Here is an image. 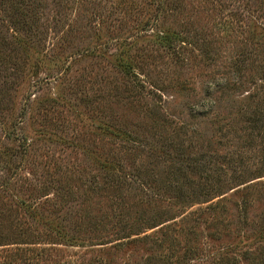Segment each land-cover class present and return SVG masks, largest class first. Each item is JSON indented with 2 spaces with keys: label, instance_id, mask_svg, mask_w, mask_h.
Segmentation results:
<instances>
[{
  "label": "rangeland",
  "instance_id": "1",
  "mask_svg": "<svg viewBox=\"0 0 264 264\" xmlns=\"http://www.w3.org/2000/svg\"><path fill=\"white\" fill-rule=\"evenodd\" d=\"M262 117L264 0H0V264H264Z\"/></svg>",
  "mask_w": 264,
  "mask_h": 264
},
{
  "label": "trees",
  "instance_id": "2",
  "mask_svg": "<svg viewBox=\"0 0 264 264\" xmlns=\"http://www.w3.org/2000/svg\"><path fill=\"white\" fill-rule=\"evenodd\" d=\"M118 66L119 65H121V63L120 62H118V63H116ZM263 117L261 118V119H259V120H257V121H255V123L257 124V128L258 129H260V128H262L263 126ZM258 123H261V124H258ZM198 164H200V163H198V162H195L194 161V159H192V158H186V159H184V160H182L181 161V165H184V166H186V167H189V168H194V169H197V170H203L202 168H200V167H198L199 165ZM179 169H181V167L179 168ZM248 188V187H247ZM206 194V193H205ZM204 195V194H203ZM217 206V204H215V207ZM247 200H244L243 201V204L241 205V207H240V210H244V213H242V215L244 216V217H246V209H247Z\"/></svg>",
  "mask_w": 264,
  "mask_h": 264
}]
</instances>
